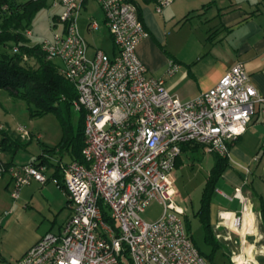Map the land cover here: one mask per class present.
Segmentation results:
<instances>
[{
  "label": "built area",
  "instance_id": "built-area-1",
  "mask_svg": "<svg viewBox=\"0 0 264 264\" xmlns=\"http://www.w3.org/2000/svg\"><path fill=\"white\" fill-rule=\"evenodd\" d=\"M45 1L61 6L55 16L61 31L38 45L46 61L59 66L60 74L75 87L76 110L85 113L84 162L57 161L68 197L70 218L57 234L49 233L18 260L17 264H208L186 228V209L176 204V161L184 145L199 144L209 154L229 158L230 144L245 134L256 117L264 95L257 92L242 64L233 66L212 89L193 100L172 96L164 81L150 76L138 58L139 43L148 33L134 3L128 0H94L105 16L116 54L97 49L88 56V41L80 34V18L89 0ZM174 0H158L162 14ZM55 24V23H54ZM57 26V25H54ZM91 32L101 28L90 19ZM31 29L23 31L29 42ZM13 54H20L14 46ZM24 60H29L23 55ZM179 66L168 69L174 75ZM25 126L17 133L30 140ZM0 121V155L3 133ZM46 165H9L0 156V185L6 176L9 195L20 198L33 182L47 183ZM234 198L242 209L222 211L213 225L216 240L229 246L231 264H261L264 251L251 243L254 227L242 233L253 203L238 189ZM163 206L162 216L146 222L142 214L151 202ZM105 212L113 225L105 220ZM235 236L236 239H233Z\"/></svg>",
  "mask_w": 264,
  "mask_h": 264
},
{
  "label": "crops",
  "instance_id": "crops-1",
  "mask_svg": "<svg viewBox=\"0 0 264 264\" xmlns=\"http://www.w3.org/2000/svg\"><path fill=\"white\" fill-rule=\"evenodd\" d=\"M90 1L84 6L86 12L89 10ZM138 1L141 5L140 18L148 33L139 43L138 58L148 68L150 76L164 81L172 96L184 102L193 100L199 94L214 88L237 64H242L254 88L264 95V0H174L162 14L156 11L155 3L143 5ZM92 18L95 19L93 16L87 21L88 33L93 36L98 31L103 34L104 40L108 37L110 44L108 49L107 46H94L85 37L89 44L88 56L92 58L97 49L104 50L110 56L115 55L116 48L105 25V16L101 22L97 20L101 28L94 32L88 28ZM160 48L166 49L167 55ZM172 63H176L179 68L170 76L168 69ZM161 70L162 73L158 76ZM252 120L245 134L230 144L228 166L222 172L213 196L214 199L219 192L231 203H237V206L233 210L220 209L216 220L212 221L211 212L216 207L212 199L210 214L213 227L220 212L241 211L242 204L239 199L229 200L240 189L253 203V227L257 236L256 224L259 221L262 225L259 210L264 202V104L258 106L256 117ZM0 121L6 126L8 133L19 136L8 122ZM30 136V140L24 142L26 147L20 162L16 161L19 149L14 156L12 150L3 151L0 156L6 163L19 166L36 162L40 156H45L44 158H50L55 165L47 167L45 185L33 182L22 189L19 199L13 200L10 195V200L1 201L0 264H17L42 237L60 232L71 215L67 206L68 197L62 184V174L60 171L56 172L59 170L56 166L59 160L69 163L73 162V158L69 154L60 156L57 151L50 157L47 150L55 148L60 142L52 145L39 142L35 146L32 144L33 140H40L41 136L32 132ZM29 145L36 147L33 154L29 152ZM196 145L199 144L189 145L188 151L182 150L176 161V169L178 164H183V154L192 158L199 156L200 159L210 157L214 160V154L207 153L203 147L194 152L192 149ZM9 180L6 176L0 185V188L7 191V195L12 189ZM219 184L223 187L222 191L218 190ZM226 189L234 190V194L227 195ZM258 239L261 241V238ZM261 249L264 251V244Z\"/></svg>",
  "mask_w": 264,
  "mask_h": 264
},
{
  "label": "trees",
  "instance_id": "trees-1",
  "mask_svg": "<svg viewBox=\"0 0 264 264\" xmlns=\"http://www.w3.org/2000/svg\"><path fill=\"white\" fill-rule=\"evenodd\" d=\"M128 1L137 6L139 15H141L139 1ZM140 1L143 5H149L156 3L158 0ZM46 6L47 3L45 1L0 0V55L2 54L1 49H13L14 46H18L21 51L20 54H13L10 51L9 54L0 56V90H6L11 97L27 102L31 108L30 115L32 117H41L48 113L55 114L63 125V136L55 148L47 150V154L52 157L51 155L57 151L60 156L69 154L73 160L83 163L85 113L80 112L81 117L78 124L73 125L72 123L73 104L78 97L77 91L73 84L60 74L59 66L54 62L46 61L39 46H31L29 40L23 36V31L30 29L33 18ZM24 54L28 56L29 60L23 59ZM33 58L36 59V62H39V66L36 69L30 66L29 61ZM1 142L3 151L12 150L13 156L25 144L19 136L8 132L3 133ZM201 147L203 146L196 145L192 150L195 152L198 149H202ZM189 148V145L182 147L184 151H188ZM213 156L214 165L210 173H208L209 176L204 188L201 208L197 213L204 228L205 243L212 248L211 255H207L210 260H213L214 252L223 247L222 244L215 240L210 212L217 183L222 177V172L228 166L227 158L216 154ZM44 157L40 156L32 164L37 166L46 165L49 168L55 165L50 158ZM9 165L12 164L10 163ZM180 166L181 164H178V167ZM59 171L57 170L56 172ZM259 211L262 215V225L264 227V202L261 203V210ZM104 218L113 225V221L108 217L107 212H105ZM188 230L190 229L188 228ZM199 251L205 257V254L200 249Z\"/></svg>",
  "mask_w": 264,
  "mask_h": 264
},
{
  "label": "rangeland",
  "instance_id": "rangeland-1",
  "mask_svg": "<svg viewBox=\"0 0 264 264\" xmlns=\"http://www.w3.org/2000/svg\"><path fill=\"white\" fill-rule=\"evenodd\" d=\"M94 0L89 2V10L86 12L84 9L82 12V17L80 18V31L84 37L92 44L96 46H107L109 47L108 37L104 40L103 34L94 32L93 36L88 33L87 30V21L89 18L93 17L102 21L104 13L102 12L101 7ZM63 12V8L61 6H57L52 8L51 3H47V6L44 7L40 12L33 18L31 21L32 24L30 29L34 33L35 37L31 39L30 45L35 44L36 42H40L42 39H52L53 34L61 31V25L56 24L54 21L55 16L60 15ZM55 23V24H54ZM57 25V26H54ZM2 54H9L12 50L10 48L1 49ZM161 52L164 55H167L166 49H161ZM1 54V55H2ZM0 55V56H1ZM160 61V59H158ZM30 62V66L34 69L38 68L39 62H36V59H32ZM162 73L159 72L157 75L159 76ZM72 123L76 125L79 123V119L81 117L80 111L76 110L75 107L72 112ZM31 108L27 102L23 100H18L10 96L9 92L6 90H0V120L3 122H8L11 129L17 131L19 126H25L29 133H33L37 136H41L40 140H33L35 146H38L40 143H47L49 145L59 143L63 136V125L60 119L55 114H44L41 117H32ZM22 141V139H21ZM27 142V141H23ZM30 146V145H29ZM25 147H21L19 149V155L17 162H20V158L25 151ZM33 149L36 147L30 146L29 152L33 154ZM25 153L29 154L28 151ZM5 157V156H4ZM199 156H195L192 158L191 156L182 155L183 164L178 167L175 171V189L177 190V196L175 198L176 204L178 206L186 209V213H184V218L186 225H189V233L192 236V241L196 246L205 254V259L208 264H231L229 253L232 250H237L239 244L231 243L229 247L226 244L218 241L222 244L223 247L219 248L216 252H214L213 260H210L207 255H211L212 248L205 243V232L202 227V223L198 216V212L201 208V200L203 198V192L205 188V183L208 178V173L213 166V161L210 157L203 159L199 158ZM3 183V182H2ZM219 184L218 190L222 191V188ZM226 194L232 196L234 194V190L226 189ZM7 191L4 188H0V204L1 201L6 202L10 200L7 195ZM214 200V205L216 207L213 208L212 221H215L220 209H235L237 203H231L227 200L223 195H220L219 192L216 193ZM163 206H161L158 202L153 201L148 206L146 211L141 215L143 220L146 222H155L157 221L163 214ZM2 208H0V213ZM188 221V222H187ZM186 226V228H187ZM257 236L251 237V243L257 242L258 249L261 250V245L264 244V228L257 221ZM257 238V239H256ZM261 238V241L258 239ZM233 239H236L235 237ZM216 240V239H215ZM230 249V250H229ZM259 261L261 264H264L263 257H259Z\"/></svg>",
  "mask_w": 264,
  "mask_h": 264
},
{
  "label": "bare ground",
  "instance_id": "bare-ground-1",
  "mask_svg": "<svg viewBox=\"0 0 264 264\" xmlns=\"http://www.w3.org/2000/svg\"><path fill=\"white\" fill-rule=\"evenodd\" d=\"M253 224H254V216L251 213L247 214L245 218V224L243 225L244 228L242 230V233L251 231L253 229Z\"/></svg>",
  "mask_w": 264,
  "mask_h": 264
}]
</instances>
